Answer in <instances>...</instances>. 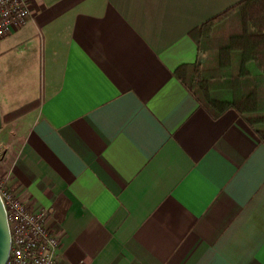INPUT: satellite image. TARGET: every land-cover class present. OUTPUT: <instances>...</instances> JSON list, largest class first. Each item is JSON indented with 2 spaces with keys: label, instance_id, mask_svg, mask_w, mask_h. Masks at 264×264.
Masks as SVG:
<instances>
[{
  "label": "crops",
  "instance_id": "crops-1",
  "mask_svg": "<svg viewBox=\"0 0 264 264\" xmlns=\"http://www.w3.org/2000/svg\"><path fill=\"white\" fill-rule=\"evenodd\" d=\"M239 1L26 0L0 37V178L45 210L55 264H264V143L174 74Z\"/></svg>",
  "mask_w": 264,
  "mask_h": 264
},
{
  "label": "trees",
  "instance_id": "trees-1",
  "mask_svg": "<svg viewBox=\"0 0 264 264\" xmlns=\"http://www.w3.org/2000/svg\"><path fill=\"white\" fill-rule=\"evenodd\" d=\"M189 35L206 59L179 66L174 71L178 80L212 115L236 111L264 143V0H241ZM36 103H26L3 118L22 114ZM7 160L0 155L1 174Z\"/></svg>",
  "mask_w": 264,
  "mask_h": 264
},
{
  "label": "built area",
  "instance_id": "built-area-1",
  "mask_svg": "<svg viewBox=\"0 0 264 264\" xmlns=\"http://www.w3.org/2000/svg\"><path fill=\"white\" fill-rule=\"evenodd\" d=\"M30 15L26 0H0V37L22 25ZM0 198L10 237L5 264H55L60 258V241L45 224V210H31L3 180Z\"/></svg>",
  "mask_w": 264,
  "mask_h": 264
},
{
  "label": "water",
  "instance_id": "water-1",
  "mask_svg": "<svg viewBox=\"0 0 264 264\" xmlns=\"http://www.w3.org/2000/svg\"><path fill=\"white\" fill-rule=\"evenodd\" d=\"M2 124L0 112V126ZM10 237L5 211L0 198V264H5L9 254Z\"/></svg>",
  "mask_w": 264,
  "mask_h": 264
}]
</instances>
